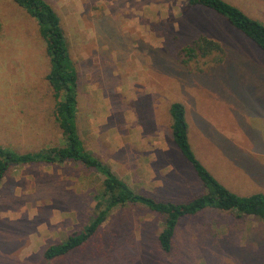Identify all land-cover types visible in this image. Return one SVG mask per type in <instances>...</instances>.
Returning <instances> with one entry per match:
<instances>
[{
	"label": "rangeland",
	"instance_id": "1",
	"mask_svg": "<svg viewBox=\"0 0 264 264\" xmlns=\"http://www.w3.org/2000/svg\"><path fill=\"white\" fill-rule=\"evenodd\" d=\"M46 1L78 74L76 123L86 149L136 191L191 200L203 188L171 137L169 106L180 101L204 167L239 195L264 192V52L224 16L188 0ZM226 1L264 24V0ZM198 36L224 48L221 64L186 59L183 49ZM49 67L35 19L0 0V145L23 153L63 144ZM195 111L220 133L198 128ZM102 178L71 161L10 167L0 183V264H169L155 241L162 216L140 206L115 209L86 248L43 262L46 247L88 222ZM205 230L212 237L201 264H264V221L215 210L180 220L182 264H194L189 247ZM221 240L240 251L215 248Z\"/></svg>",
	"mask_w": 264,
	"mask_h": 264
},
{
	"label": "trees",
	"instance_id": "2",
	"mask_svg": "<svg viewBox=\"0 0 264 264\" xmlns=\"http://www.w3.org/2000/svg\"><path fill=\"white\" fill-rule=\"evenodd\" d=\"M12 1L35 19L39 34L44 40L45 52L50 63L46 80L57 100L54 120L61 130L64 142L59 146L23 153L0 145V183L9 168L15 165L62 164L67 161L94 169L103 177L101 188L94 196L93 213L88 222L80 231L70 233L62 241L46 247L41 255L43 262L54 263L77 250L86 248L98 236L102 224L111 213L117 208L126 206L144 207L162 216V229L155 241L160 254L171 256L169 264H182V261H187V258H181L183 252L176 243V229L183 218L195 216L207 210H215L235 215L237 218L252 216L264 221V192L239 195L231 191L220 183L196 157L188 140L185 106L180 101H174L169 106L171 137L184 159L192 166L203 188V192L191 200L186 202L161 201L136 191L120 178L109 164L86 149L80 139L76 123L78 74L69 56L60 17L46 0ZM188 4L210 9L224 16L234 28L264 52V24L248 16L238 6L226 0H188ZM183 51L187 60L198 56H212L214 65H218L225 59L224 48L217 41L205 36H198L192 41V45L184 48ZM228 233H231L229 228ZM211 237L208 230L200 232L195 242L196 245L193 249L189 247L192 253L190 258L194 264H201L202 256L208 251L206 242ZM215 248L221 250L234 248L236 254L240 251L235 243L229 241L227 243L224 240L219 241ZM245 257L246 255L243 260Z\"/></svg>",
	"mask_w": 264,
	"mask_h": 264
},
{
	"label": "crops",
	"instance_id": "3",
	"mask_svg": "<svg viewBox=\"0 0 264 264\" xmlns=\"http://www.w3.org/2000/svg\"><path fill=\"white\" fill-rule=\"evenodd\" d=\"M26 12V11H25ZM27 13V12H26ZM183 103V102H182ZM184 104V103H183ZM185 106V104H184ZM185 112H186V107H185ZM196 111L194 112V115H193V118L195 117L196 120V126L200 129L201 128H205L206 130H208L210 127H211V133H214V134H219L220 132H218L217 130H214L213 132V128H212V122H211V119H209V117L207 116H202V115H199V114H195ZM186 119H187V122H189V124H191L193 126V123L191 120H189L188 116H186ZM196 130V129H195ZM189 140V138H188ZM159 150L162 152L164 150V148H159ZM156 151V150H155Z\"/></svg>",
	"mask_w": 264,
	"mask_h": 264
}]
</instances>
